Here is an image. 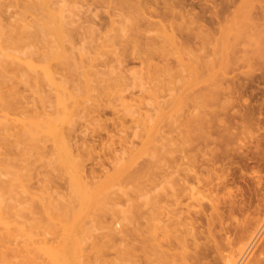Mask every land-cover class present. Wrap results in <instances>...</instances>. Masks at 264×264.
I'll use <instances>...</instances> for the list:
<instances>
[{
    "label": "rangeland",
    "instance_id": "rangeland-1",
    "mask_svg": "<svg viewBox=\"0 0 264 264\" xmlns=\"http://www.w3.org/2000/svg\"><path fill=\"white\" fill-rule=\"evenodd\" d=\"M0 31V264H54L47 249L118 264L141 230L174 229V210L216 218L188 196L185 169L196 153L207 178L220 145L234 163L217 166L221 197L244 206L225 220L238 235L217 239L224 253L264 227V0H0ZM259 236L245 264L264 262Z\"/></svg>",
    "mask_w": 264,
    "mask_h": 264
},
{
    "label": "bare ground",
    "instance_id": "bare-ground-1",
    "mask_svg": "<svg viewBox=\"0 0 264 264\" xmlns=\"http://www.w3.org/2000/svg\"><path fill=\"white\" fill-rule=\"evenodd\" d=\"M230 1V0H229ZM237 1V0H236ZM203 2V1H202ZM228 2V1H227ZM42 3H44L43 1H42ZM217 3V2H216ZM234 3V2H233ZM236 3V2H235ZM234 3V4H235ZM205 4V3H204ZM203 5V4H202ZM215 5V4H214ZM227 5V4H226ZM231 5V4H230ZM44 8H45V5H44ZM226 8V7H225ZM228 8V7H227ZM205 11V10H204ZM219 11H221V10H219ZM229 11V10H228ZM224 12V11H223ZM222 12V13H223ZM162 14V13H161ZM163 14H164V12H163ZM179 16H180V14L179 13H177ZM50 17L52 16V15H50V13L48 14ZM156 16V15H155ZM165 17V16H164ZM167 17V16H166ZM170 17V16H169ZM219 17V16H218ZM221 17V16H220ZM223 17V16H222ZM167 19V18H166ZM3 25V24H2ZM5 25V24H4ZM262 26V25H261ZM259 27V26H258ZM7 28V27H6ZM60 29V28H59ZM7 30H9V29H7ZM1 31H3V30H1ZM0 31V32H1ZM15 31V30H14ZM59 31V30H58ZM161 31V30H160ZM56 31L54 30V33H55ZM60 32H61V29H60ZM59 32V33H60ZM139 32V31H138ZM4 33V32H3ZM12 33V32H11ZM10 33V34H11ZM16 33V32H15ZM59 33H57L56 32V34H58L59 36H61ZM142 33V32H141ZM138 34V33H137ZM12 35V34H11ZM10 35V36H11ZM55 35V34H54ZM58 35H57V37H58ZM199 35V34H198ZM56 36V35H55ZM13 36H11V38H12ZM15 37V36H14ZM139 36H137V38H138ZM10 38V37H9ZM10 38V39H11ZM18 38V37H17ZM160 38V37H159ZM4 39H6L5 37H4ZM13 39V38H12ZM15 40V39H14ZM13 40V41H14ZM60 40V39H59ZM10 41V40H9ZM16 42V41H15ZM183 42H185V41H183ZM186 43V42H185ZM240 43V42H239ZM9 45H11V42H10V44ZM13 45H15L14 43H13ZM18 45V44H17ZM16 45V46H17ZM129 45V44H128ZM133 45V44H132ZM157 45H158V43H157ZM184 45V44H183ZM186 45V44H185ZM235 45V44H234ZM238 45V44H237ZM242 46V45H241ZM166 48V47H165ZM236 48V47H235ZM241 48V47H240ZM242 49H244V48H242ZM149 50V49H148ZM240 51V50H239ZM246 51V50H245ZM149 52V51H148ZM237 53H238V51H236ZM235 52V53H236ZM260 52V51H259ZM245 53V52H244ZM248 54V53H247ZM6 56H10V55H6ZM264 56V55H263ZM259 57V55H257V58ZM252 58V57H251ZM30 68H31V66H29ZM245 73V72H244ZM241 74V73H240ZM243 74V73H242ZM253 74V73H252ZM264 74V73H263ZM246 75V74H245ZM250 74H248V76H249ZM261 75V74H260ZM240 76H242V75H240ZM47 78L50 80V81H53L52 80V76H50V74L49 73H47ZM249 80V79H248ZM247 80V81H248ZM239 81V80H238ZM261 81V80H260ZM244 82V81H243ZM252 82V81H251ZM254 82V81H253ZM245 83V82H244ZM246 84V83H245ZM253 84V83H252ZM233 85V84H232ZM260 85H261V83H260ZM62 86V85H61ZM63 87V86H62ZM219 87V86H218ZM217 87V88H218ZM238 87V86H237ZM245 87V86H244ZM226 88V87H225ZM225 88L223 89V90H225ZM239 88V87H238ZM246 88H247V86H246ZM220 89V88H219ZM256 90V89H255ZM224 92V91H223ZM230 92V91H229ZM235 92V91H234ZM243 92V91H242ZM222 93V92H221ZM228 93V92H227ZM233 93V92H232ZM228 96V95H227ZM235 98V97H234ZM240 98V97H239ZM243 98V97H242ZM241 99V98H240ZM245 99H247L246 97H245ZM244 99V100H245ZM248 100H249V98H248ZM60 104H62V105H64L65 104V99L62 97V99H60ZM261 103V102H260ZM241 105V104H240ZM233 106V105H232ZM194 107V106H193ZM260 108V107H259ZM239 109V108H238ZM243 109H245V108H243ZM258 109V108H257ZM248 110V109H247ZM223 112V111H222ZM238 113V112H237ZM263 113V112H262ZM230 114V113H229ZM258 114V113H257ZM232 115V114H231ZM241 115V114H240ZM244 115V114H243ZM260 116V115H259ZM232 118V117H231ZM244 118H246L247 119V116L245 117L244 116ZM230 120V119H229ZM245 120V119H244ZM249 120V119H248ZM253 120V119H252ZM251 120V121H252ZM231 121V120H230ZM202 122V121H201ZM204 123V122H203ZM220 123V122H219ZM211 125V124H210ZM226 125V124H225ZM237 125V124H236ZM221 126V125H220ZM233 126H234V124H233ZM238 126V125H237ZM244 126V125H243ZM247 126V125H246ZM208 127V126H207ZM214 127V126H213ZM264 127V126H263ZM258 128V127H257ZM249 129V128H248ZM199 130V129H198ZM201 130V129H200ZM207 130V132H208V129H206ZM236 130V129H235ZM245 130V129H244ZM190 131V130H189ZM205 131V130H204ZM226 131V130H225ZM188 132V131H187ZM203 132V131H202ZM57 133V132H56ZM186 133V132H185ZM184 133V134H185ZM224 133V132H223ZM222 133V134H223ZM230 133V132H229ZM244 133V132H243ZM201 134V133H200ZM203 134V133H202ZM215 134L217 135V134H219V139L221 140V132L219 131V132H215ZM232 134V133H231ZM57 135H58V133H57ZM197 135V134H196ZM211 135H212V133H204L203 134V136H201L202 138L200 139V140H202V141H204L205 143V145H204V147H207L209 144H210V142H211V140L212 139H210V137H211ZM226 135V134H225ZM186 136H187V134H186ZM213 136V135H212ZM223 136H224V134H223ZM231 136V135H230ZM182 137H184V136H182ZM187 137H189V135L187 136ZM225 137V136H224ZM239 137V136H238ZM190 138H192V136H190ZM190 138H186L187 140L188 139H190ZM212 138V137H211ZM235 138V137H234ZM58 139H60V137H58ZM169 139V138H168ZM170 139H172V138H170ZM218 139V140H219ZM236 139V138H235ZM61 140V139H60ZM186 140V141H187ZM193 140V139H192ZM223 140V139H222ZM167 141V140H166ZM170 141V140H169ZM185 141V142H186ZM201 141V142H202ZM228 141V140H227ZM235 141V140H234ZM168 142V141H167ZM174 142V141H173ZM184 142V141H183ZM182 142V143H183ZM190 141H188L187 143H189ZM221 142H223V141H220V143ZM214 143V142H213ZM224 143V142H223ZM170 144H171V141H170ZM169 143H168V145H170ZM186 144V143H185ZM190 144H192V145H190V146H192V148H191V153L192 152H194L197 148H196V145H195V141L193 140L192 142H190ZM200 144V143H199ZM218 144V143H217ZM229 144V143H228ZM220 145V144H219ZM245 145V144H244ZM189 146V147H190ZM200 146H202V145H200ZM223 145H220V150H219V154H218V152H214V150H209L210 151V154H211V152H212V157H211V159L209 158V157H207V158H209L210 159V162H211V165L213 166L212 167V169H210V170H212L211 172H208L207 173V175H205V176H207V178H204V176H203V178H201L202 177V175H201V177H198L197 176V173H196V163H197V159H196V153H195V155L193 154V155H189V157L187 156V158H188V163H187V165H188V168L187 169H185V174H186V176H185V180H186V182H187V184H189V186H187L186 187V190L188 191L189 190V194H188V192H186L187 194H188V196L192 199V200H194L196 203H197V205L200 207V208H203L204 210L206 209L205 207H207V205L204 203L205 201H207V202H209L210 203V205H209V207L212 205L213 206V208L216 210V211H218V214H217V216H216V218H214L213 216V218H207V217H205V215H203V217L202 218H197V219H192V218H187L186 216H183V214L185 213H181V212H178L177 210H174V211H172L171 212V222H173V223H176L175 225L177 226H175V227H173L174 229H172L171 228V226H170V224H169V226H165V227H163V228H161V229H158V228H154L152 231H151V233H150V235H149V238H148V236H147V238H145V236L147 235V228L146 229H143V230H141V232L143 233V234H145L144 235V240H141V239H136V240H141V241H139V242H136L135 241V243L133 242L134 240H127L128 238L126 237L127 236V234L125 235V237H126V240H127V242L125 243V245H124V247H123V250H122V255H123V258H122V262L121 263H118V264H245L246 263V261H247V263H248V259H249V256L250 255H253V253H255V252H253V250H254V248H255V246H256V243H257V241H258V236L260 235V233H261V231L263 230V228L264 227H262L260 230H259V232L255 235V236H249V239L248 238H246V239H248V241L246 242V244H243V246L241 247L240 246V249H238V251H235V250H237V249H235L233 252H231V255H229L228 256V254L227 253H229L228 251H227V253H224V249H223V245H225V244H222L221 242H218V238H222L223 236H225V238H226V243H228V246L229 245H231V243L232 242H234V241H229L230 239H231V237L232 236H234V237H236L237 235H238V231H237V228L235 227L236 226V224L234 225V228H231V227H228V226H226L227 224H225L227 221H225V220H230V219H227L228 217H230V214H234V213H236L237 214V211H238V209H239V212H240V208L241 207H244V206H241V204H240V206L241 207H239V208H237L236 207V203H234V201H230V198H227V200L229 199V201H227V200H225L226 198L223 196V197H221L222 196V193L224 194V192L223 191H227V190H229V189H231V187H230V184H229V180H228V174L226 173V172H229V170H232L233 168L231 167L233 164H230L229 163V161H228V165H223V160H225L224 159V156H226V155H228V154H230L229 153V151H227V148L225 149V148H223L222 147ZM242 146V145H241ZM171 147V146H170ZM204 147H203V149H204ZM217 147V146H216ZM233 147V146H232ZM209 148V147H208ZM244 148V147H243ZM239 149H240V147H239ZM183 150V149H182ZM205 150V149H204ZM206 150H207V148H206ZM235 150V149H234ZM217 151V150H216ZM231 151V150H230ZM207 152V151H206ZM227 152H228V154H227ZM260 152V151H259ZM177 153V152H176ZM183 153V152H182ZM208 153V152H207ZM256 153H257V151H256ZM256 153H255V155H256ZM172 154V153H171ZM175 154V153H174ZM209 154V153H208ZM206 155V156H209V155ZM258 154V153H257ZM180 155V154H179ZM231 155V154H230ZM229 155V156H230ZM206 156H204V158H206ZM244 156V155H243ZM253 156V155H252ZM251 156V157H252ZM182 157V156H181ZM237 157H238V155H237ZM200 158V157H199ZM229 158H231V157H229ZM176 159V158H175ZM228 159V158H227ZM234 159V158H233ZM237 159V158H236ZM262 159H264V157H262ZM173 160H174V158H173ZM187 160V159H186ZM229 160V159H228ZM250 160H251V158H250ZM249 160V161H250ZM200 161V160H199ZM198 161V162H199ZM208 161V160H207ZM232 161V160H231ZM256 161V160H255ZM71 162V161H70ZM177 162V161H176ZM183 162V161H182ZM225 162V161H224ZM233 162V161H232ZM260 162V161H259ZM202 163V162H201ZM219 163H221L222 165L220 166V168H221V172H222V168H223V172L224 171H226L225 173L227 174V176L224 178L222 175V177L219 175L218 176V172H219V169H218V165H220ZM253 163V162H252ZM261 163V162H260ZM240 164V163H239ZM258 164V163H257ZM73 166V165H72ZM172 166V165H171ZM170 166V167H171ZM235 166V165H234ZM169 167V168H170ZM177 167V166H176ZM184 167V166H183ZM208 167V166H207ZM217 167V168H216ZM252 167V166H251ZM232 168V169H231ZM173 169H175V167H173ZM172 169V170H173ZM247 169V168H246ZM250 169H253V168H250ZM176 170V169H175ZM174 170V171H175ZM238 170V169H237ZM234 171V170H233ZM247 171V170H246ZM168 172V171H167ZM178 172V171H177ZM197 172H199L198 171V168H197ZM202 172V171H201ZM220 172V173H221ZM248 173H249V171H247ZM255 172V171H254ZM253 172V173H254ZM259 172V171H258ZM180 173V172H179ZM178 173V175H180ZM193 173H194V175H193ZM231 173V172H230ZM239 173V172H238ZM170 174V173H169ZM203 174V173H202ZM226 174H223V175H226ZM255 174V173H254ZM231 175V174H230ZM243 175H244V173H243ZM242 175V176H243ZM171 176V175H170ZM177 176V175H176ZM200 176V175H199ZM255 176V175H254ZM179 177V176H178ZM246 177V176H245ZM260 177V176H259ZM254 178V177H253ZM260 179V178H259ZM184 180V181H185ZM238 181V180H237ZM186 182H184V183H186ZM173 183V182H172ZM171 183V184H172ZM180 183V182H179ZM231 183V182H230ZM237 183V182H236ZM246 183V182H245ZM259 182H257V184H258ZM260 183H261V181H260ZM155 184V183H154ZM160 184V183H159ZM158 184V185H159ZM171 184H169V185H171ZM178 184V183H177ZM239 184V183H238ZM77 185H78V183H77ZM157 185V186H158ZM173 185H175L174 183H173ZM179 185H181V184H179ZM234 185V184H233ZM183 186H184V184H183ZM78 187V186H77ZM80 187L82 188V189H85L84 187V185H80ZM239 187V186H238ZM80 188V189H81ZM154 188V187H153ZM178 188H179V186H178ZM235 188V187H234ZM79 189V190H80ZM81 189V190H82ZM170 189V188H169ZM173 189V188H172ZM175 189V188H174ZM185 189V188H184ZM250 189V188H249ZM151 190V189H150ZM239 190H241V189H239ZM239 190H237L238 192H239ZM251 190V189H250ZM254 190V189H253ZM233 191V190H232ZM80 192V191H79ZM172 192V191H171ZM176 192V191H175ZM183 192L185 193V191L183 190ZM183 192H182V194H183ZM206 192H208V193H206ZM241 192V191H240ZM244 192V191H243ZM248 192V191H247ZM178 193V192H177ZM227 193H228V191H227ZM179 194H181V193H179ZM178 194V195H179ZM257 194V193H256ZM232 195V192H231V190H230V196ZM161 196H163V195H161ZM182 196V195H181ZM233 196V195H232ZM231 196V197H232ZM235 196V195H234ZM164 197V196H163ZM175 197H176V195H175ZM180 197V196H179ZM186 197V196H185ZM155 198V197H154ZM158 198H159V196H158ZM178 198V197H177ZM176 198V199H177ZM233 198V197H232ZM161 199H162V197H161ZM180 199V198H179ZM241 199V198H240ZM156 200V199H155ZM173 200V199H172ZM237 200V199H236ZM178 201L179 200H176V201H174L175 203H176V205L178 204ZM70 202V201H69ZM161 202V201H160ZM179 202H181V201H179ZM206 202V203H207ZM238 202V201H237ZM249 202V201H248ZM192 203V202H191ZM242 203V202H241ZM251 203V202H250ZM70 204V203H69ZM156 204V203H155ZM154 204V205H155ZM167 204V203H166ZM239 204V203H238ZM254 204V203H253ZM172 205V204H171ZM243 205H245V204H243ZM252 205V204H251ZM74 206V205H73ZM169 206V205H168ZM191 206V205H190ZM193 206V205H192ZM239 206V205H238ZM246 206V205H245ZM249 206V205H248ZM170 207V206H169ZM184 207V206H183ZM208 207V208H209ZM252 207V206H251ZM70 208V207H69ZM186 208H187V206H186ZM199 208V209H200ZM212 208V207H211ZM212 208V209H213ZM198 209V208H197ZM242 209V208H241ZM244 209V208H243ZM249 209H251V208H249ZM179 210V209H178ZM200 211V214L202 215V214H204V212L205 211ZM246 210H248V209H246ZM170 211V210H169ZM190 211V210H189ZM221 211V212H220ZM223 211V212H222ZM245 211V210H244ZM249 211V210H248ZM197 212V211H196ZM220 212V213H219ZM148 213V212H147ZM170 213V212H169ZM225 213H227V214H225ZM241 213H242V210H241ZM146 214V213H145ZM149 214V213H148ZM197 214V213H196ZM206 214V213H205ZM240 213H238V215H239ZM243 214H246V213H243ZM167 215V214H166ZM186 215V214H185ZM207 215V214H206ZM212 215V214H211ZM154 217H156L155 215H153ZM141 217H143V215L141 216ZM147 217V216H146ZM193 217V216H192ZM205 217V221L203 222V218ZM209 217V216H208ZM150 218V217H149ZM144 219V218H143ZM148 219V218H147ZM169 219V220H170ZM189 219V220H188ZM232 219V218H231ZM146 220V219H145ZM239 220V219H238ZM260 220V219H259ZM140 221H142V220H140ZM167 221V220H166ZM142 222H144V221H142ZM150 222V221H149ZM217 222L219 223V225H221V228H220V231H219V233H217L216 232V229L215 228H218L217 227ZM235 222V221H234ZM258 222V221H257ZM262 222V221H261ZM230 223V222H229ZM237 223V222H236ZM256 223V222H255ZM262 223H264V222H262ZM146 224V223H145ZM148 224V223H147ZM245 224V223H244ZM142 225V224H141ZM158 225V224H157ZM218 225V226H219ZM230 225V224H229ZM243 225V224H242ZM262 225V224H261ZM144 226V225H143ZM151 226V225H150ZM152 226H153V223H152ZM202 226V227H201ZM231 226H233V225H231ZM139 227V226H138ZM198 227H201V228H205V232L207 233V235H208V237L207 238H209V239H211V242L210 243H212V246H209V243H206V244H201V243H199V242H201L200 240L202 239L203 240V238H202V234H203V232L201 231H199L200 229H198ZM249 227H250V225H249ZM253 227V226H252ZM259 227V226H258ZM140 228V227H139ZM139 228H137V230L139 229ZM141 228H142V226H141ZM140 228V229H141ZM150 228V227H149ZM152 228V227H151ZM240 228V227H239ZM238 228V229H239ZM139 229V230H140ZM138 230V231H139ZM150 230V229H149ZM247 230H248V228H247ZM246 230V231H247ZM133 231V230H132ZM131 230H130V232L131 233H135V231H133L132 232ZM243 231V230H242ZM242 231H240L241 233H242ZM251 231H254V230H251ZM128 232V231H127ZM126 232V233H127ZM130 232H128L129 234H130ZM136 233H138V232H136ZM140 233V232H139ZM138 233V234H139ZM251 233V232H250ZM253 233V232H252ZM243 234V233H242ZM204 235V234H203ZM230 235V236H229ZM247 235V234H246ZM253 235H254V233H253ZM263 235V234H262ZM129 236H131V235H128V237ZM132 236H134L133 234H132ZM139 236V235H138ZM143 236V235H142ZM240 236V235H239ZM135 237H137L136 235H135ZM140 237V236H139ZM205 237V236H204ZM260 237V236H259ZM143 238V237H142ZM239 238V237H238ZM241 238V237H240ZM235 239V238H234ZM220 240V239H219ZM222 240V239H221ZM238 240V239H237ZM236 240V241H237ZM207 241H208V239H207ZM242 241V240H241ZM240 241V242H241ZM260 241V240H259ZM258 241V242H259ZM205 242V241H204ZM231 242V243H230ZM264 242V241H263ZM236 242H234V244H235ZM237 243H239V242H237ZM260 244H262V243H260ZM259 244V246H263V245H260ZM264 244V243H263ZM115 245V244H114ZM120 245V244H119ZM233 245V244H232ZM237 244H235V247H237L236 246ZM113 246V245H112ZM111 246V247H112ZM110 247V246H109ZM225 247H227L226 245H225ZM68 248V247H67ZM118 248V247H117ZM232 248V247H231ZM256 248H257V246H256ZM259 248V247H258ZM73 249V248H72ZM233 249H234V246H233ZM261 249V248H260ZM70 250H71V248H70ZM77 250V249H76ZM221 250H223V254H222V251ZM46 252H47V254H49V256L53 259V261H54V264H64L65 263V261H66V259H68L69 258V260H72V259H70V257H67V258H65V256L67 255H65V256H63V254L62 253H60V252H56V251H53V250H49V249H47V250H45ZM116 251V250H115ZM256 251V250H255ZM258 251H260V250H258ZM64 252V251H63ZM67 252H69V251H67L66 250V252L65 253H67ZM74 252V256H75V251H73ZM253 252V253H252ZM256 253H257V251H256ZM79 253H77V255H78ZM224 254H227V256L226 255H224ZM262 254V253H261ZM264 254V253H263ZM262 254V255H263ZM2 255V254H1ZM76 255V256H77ZM222 255H224V256H226V258H224ZM70 256H72V255H70ZM75 256V259H77V257ZM116 256V255H115ZM258 256V255H257ZM256 256V257H257ZM264 256V255H263ZM119 257V256H118ZM177 258L176 260L174 259V258ZM227 257H229V259L227 258ZM261 256H259L255 261H254V263L253 262H251V263H253V264H264V262H262V261H258L259 260V258H260ZM262 258V257H261ZM260 258V260H262ZM264 258V257H263ZM74 259V260H75ZM120 259V258H119ZM250 260V259H249ZM97 261V260H96ZM103 261H105V260H103ZM225 261V262H224ZM251 261V260H250ZM253 261V260H252ZM264 261V260H263ZM75 262V264H76V262H77V260L76 261H74ZM73 262V263H74ZM98 262V261H97ZM101 262V261H100ZM107 262H109V261H107ZM115 262V261H114ZM71 262H68V264H70ZM95 263V262H94ZM110 263V262H109ZM72 264V263H71ZM111 264V263H110ZM112 264H113V262H112ZM117 264V263H116Z\"/></svg>",
    "mask_w": 264,
    "mask_h": 264
}]
</instances>
